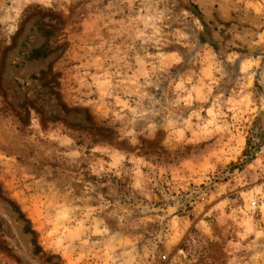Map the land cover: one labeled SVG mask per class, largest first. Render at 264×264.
Segmentation results:
<instances>
[{
	"label": "rangeland",
	"instance_id": "obj_1",
	"mask_svg": "<svg viewBox=\"0 0 264 264\" xmlns=\"http://www.w3.org/2000/svg\"><path fill=\"white\" fill-rule=\"evenodd\" d=\"M0 264H264V0H0Z\"/></svg>",
	"mask_w": 264,
	"mask_h": 264
},
{
	"label": "trees",
	"instance_id": "obj_2",
	"mask_svg": "<svg viewBox=\"0 0 264 264\" xmlns=\"http://www.w3.org/2000/svg\"><path fill=\"white\" fill-rule=\"evenodd\" d=\"M30 57L33 58V59H38L40 57H43V54L39 50H34V51L31 52V56ZM248 153H249L248 149H246L245 152H244V155H247ZM19 217H22V215L19 214Z\"/></svg>",
	"mask_w": 264,
	"mask_h": 264
}]
</instances>
